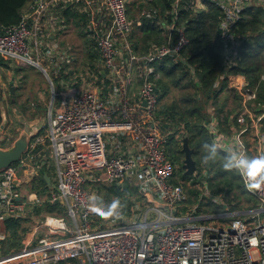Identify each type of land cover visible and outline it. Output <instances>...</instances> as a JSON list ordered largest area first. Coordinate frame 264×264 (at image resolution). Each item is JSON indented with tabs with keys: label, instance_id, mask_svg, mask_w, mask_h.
Segmentation results:
<instances>
[{
	"label": "built area",
	"instance_id": "2783aa9c",
	"mask_svg": "<svg viewBox=\"0 0 264 264\" xmlns=\"http://www.w3.org/2000/svg\"><path fill=\"white\" fill-rule=\"evenodd\" d=\"M152 1L31 0L17 24L0 30V57L38 69L52 89L46 129L35 128L18 160L0 169V264H264V184L249 189L238 172L258 206L231 212L221 198L224 212L205 214L199 205L188 207L186 191L170 182L175 167L166 146L171 135L180 139L184 132L161 128L154 63L180 62L188 39L174 16L183 0H175L166 25ZM207 1L222 14L225 60L214 85L219 88L237 66L242 40L235 26L241 14L264 7V0ZM72 13L76 16L69 20ZM153 20L163 42H149L136 53L137 29ZM71 32L76 39L81 34L99 54L98 73L86 67L85 73L70 74L81 66L67 42ZM133 73L140 81L135 94L130 92ZM224 91L237 106L226 129L208 106L203 125L211 143L227 155L230 149L248 157L264 154V104L257 102L258 88L229 83ZM193 175L202 180V195L212 197L209 171ZM100 185L136 190L137 197L125 196L131 200L129 212L120 208L119 215L105 217L100 208L102 201L107 211L105 200L96 201L94 209L92 197H98ZM46 203L57 204L61 212H32ZM7 219L30 221L17 251L3 252ZM213 219L227 221V227L206 223Z\"/></svg>",
	"mask_w": 264,
	"mask_h": 264
},
{
	"label": "trees",
	"instance_id": "16d2710c",
	"mask_svg": "<svg viewBox=\"0 0 264 264\" xmlns=\"http://www.w3.org/2000/svg\"><path fill=\"white\" fill-rule=\"evenodd\" d=\"M31 0H0V30L20 21L22 10ZM175 0H153L152 5L159 9V17L164 20L165 25L172 17V5ZM75 14H67L68 19L75 18ZM179 23L185 30L188 44L182 51V60L173 63L169 59L154 63L155 71L159 78L154 82L155 91L158 95L159 109L156 112L157 118L161 122L164 131L178 133L182 129L180 136L189 139V146L194 150L192 155L196 162V175L206 168L210 176L208 178V188L211 195L220 196L228 203L229 209L242 211L258 206L256 200L244 189L239 173L235 170L225 171L223 169L224 158L227 156L223 151L218 150L215 163L202 164V157L206 154L204 144L211 145L210 137L204 127V122L208 120V106L212 105L219 116L223 114L221 106V94L227 84H243L248 88H258V103L264 104V7L252 6L247 8L235 26V35L241 38V45L237 54V66L228 72V77L219 88L214 85L222 73L225 60L224 47L220 38L219 22L221 11L207 0H183L179 3L177 13ZM156 21H145L136 31L133 38L134 50L136 53L144 52L149 42L161 43V29L156 26ZM80 34V33H79ZM81 68L73 69L70 74L85 73L88 67L94 73H98L99 54L94 51L83 36H81ZM0 69L7 80V71L13 73L16 80L17 74L23 69L17 68L9 61L0 57ZM193 71V73H191ZM61 78L66 83L72 84L70 76L61 73ZM104 75L99 76V82L103 81ZM15 92L10 94L8 90L11 108H16L19 115H24L28 109L27 102L17 104V87ZM174 89V90H172ZM175 92L171 101H164L171 93ZM2 88L0 85V123L2 122ZM164 101V103H162ZM30 109V108H29ZM38 106L32 112L33 116ZM11 112V111H10ZM222 125H227L228 118L225 114ZM226 127V126H225ZM226 129V128H225ZM179 139V140H180ZM169 153V154H168ZM166 156L175 167V172L170 182L176 186L181 185L188 195V199H198L202 195V190L198 185L202 180L194 175H186L182 168L184 153L181 144L174 135L168 139ZM41 183L38 182L37 186ZM99 200H105L108 204L114 199L121 202V213H128L131 207L130 196L137 197L136 190L120 189L112 186H98ZM232 196V197H231ZM187 199V200H188ZM245 204V207H242ZM57 204H43L33 208L36 215L52 214L61 212ZM200 208V207H199ZM219 214V213H218ZM30 225L29 219L13 220L7 219L4 222L6 231L9 234L3 252L17 251L22 247L23 235Z\"/></svg>",
	"mask_w": 264,
	"mask_h": 264
},
{
	"label": "rangeland",
	"instance_id": "374dc122",
	"mask_svg": "<svg viewBox=\"0 0 264 264\" xmlns=\"http://www.w3.org/2000/svg\"><path fill=\"white\" fill-rule=\"evenodd\" d=\"M72 36V37H71ZM81 39V38H80ZM80 39H76L74 37L73 32L68 33L67 35V42H69V45H73L75 53L76 50L80 51L82 48V41ZM155 43V42H154ZM77 57V54H75ZM13 65V64H12ZM17 68L23 69L21 72L18 73L16 77V81H14V86L17 87V95H18V102L17 104H24L27 102L28 109L26 113L23 115V121L27 123L31 128H35L34 125L39 124L37 121L35 124H32L31 122L40 120L42 121L43 117L45 115V110L48 109V106L50 105L51 98H50V90L47 83L46 75L40 72L38 69L34 67H21L20 65H15ZM79 66V64H78ZM7 80L1 81L4 78L2 69H0V85L3 87V85L10 81L12 77L11 71H7ZM174 90V89H172ZM15 92V89H14ZM175 92L172 94L170 93L164 101H171ZM39 96L41 98H39ZM2 105L5 106L8 112L7 116V125L5 129V139H9V142H5V149L6 152H13L11 148L14 146V141L17 139L23 140L24 147L27 145L28 138L30 136V133L33 131V129L29 130L28 134L25 133V127L22 120H20L22 117L17 116L15 113L18 111L16 108L13 109L10 112V101H9V95H8V89L5 86L2 89ZM164 101L162 103H164ZM36 106L42 107L41 110H36L34 113V116L32 112L34 111V108ZM160 106H158L157 109H159ZM30 108V109H29ZM40 129H46V127H42ZM169 154V153H168ZM232 197V196H231ZM219 199L221 197L214 196L207 197L206 195H199L198 199L195 201L194 199H188L186 204L188 207H192L194 205H199L200 209L205 214H218L223 213L225 210V207L222 206L219 203ZM226 201V200H225ZM228 205V203H227ZM229 206V205H228ZM242 207H245V204H242ZM206 223L208 224H215L219 228H225L227 221L213 219V220H207Z\"/></svg>",
	"mask_w": 264,
	"mask_h": 264
},
{
	"label": "clouds",
	"instance_id": "9594fccd",
	"mask_svg": "<svg viewBox=\"0 0 264 264\" xmlns=\"http://www.w3.org/2000/svg\"><path fill=\"white\" fill-rule=\"evenodd\" d=\"M206 154L202 157V164L208 165L210 162L215 163L218 155L216 144H204ZM223 169L225 171H237L245 180L246 187L249 189H258L264 184V154L256 157H248L243 152L229 150V154L224 158ZM94 202V209L98 197H92ZM122 207L120 200L114 199L111 204L107 206V211H103V203L100 202L101 215L113 216L119 215V209Z\"/></svg>",
	"mask_w": 264,
	"mask_h": 264
},
{
	"label": "crops",
	"instance_id": "0c3cea01",
	"mask_svg": "<svg viewBox=\"0 0 264 264\" xmlns=\"http://www.w3.org/2000/svg\"><path fill=\"white\" fill-rule=\"evenodd\" d=\"M75 54H77V57H76V59H79V61H81L80 60V57H81V50L80 51H78V50H76V53ZM80 66V65H79ZM80 68H81V66H80ZM18 75V74H17ZM10 77H12L11 79H10V81H7L4 85H3V87H1L2 89L6 86L7 87V89L8 90H10V86L11 85H13V87L15 88L16 86H14V81H16L15 79H14V77H13V73L11 72V75H10ZM47 78V77H46ZM48 80V79H47ZM47 83H48V86H49V90H50V98H51V95H52V89H51V86H50V84H49V81H47ZM76 84V83H75ZM59 89H61L60 87H58ZM70 90V89H67V88H64V90ZM139 89H140V81H139V79H137L136 78V75H135V73H133V75H132V78H131V83H130V92L131 93H133V94H135L136 92H138L139 91ZM39 98H41L40 96H39ZM220 103H221V106L223 107V114H221V117H222V120L224 119L223 117H224V115L226 114L227 115V118H229V114H230V112L232 111V110H234L235 108H236V106H237V102L234 100V99H232L231 98V96H230V94L228 93V92H226V91H224V92H222V94H221V99H220ZM49 107H50V105L48 106V109H46L45 110V114H43V115H45L44 117H43V119H42V121H40V120H36V121H33V122H31L30 124H31V126H32V124H35L37 121L39 122V124H36V125H34V127L36 128V129H40V128H42V127H47V125H48V114H49ZM13 108V107H12ZM12 108H10V111H12ZM38 108H40L39 110H41L42 109V107H40V106H38ZM13 109H15V108H13ZM1 114H2V122L0 123V152L1 153H8V152H6L7 150L5 149V142H6V140L7 139H5L4 138V135H5V129H6V125H7V116H8V112H7V109L5 108V106H3L2 107V111H1ZM16 115H17V113H15ZM17 116H20V117H22L23 118V115H17ZM229 120V119H228ZM224 127H225V125H224ZM226 128V127H225ZM224 128V129H225ZM176 140H178L179 142H180V144H181V147H182V141H181V139L179 140V139H176ZM183 140V139H182ZM19 141H21V138L20 139H17L16 141H14V146L11 148V150H15L16 148H17V144H18V142ZM26 147V146H25ZM24 147V148H25ZM166 150H167V146H166ZM23 153V152H22ZM20 156H18V158H19ZM18 160V159H17ZM16 160V161H17ZM15 161V162H16ZM15 162H13V163H15Z\"/></svg>",
	"mask_w": 264,
	"mask_h": 264
},
{
	"label": "water",
	"instance_id": "95a60500",
	"mask_svg": "<svg viewBox=\"0 0 264 264\" xmlns=\"http://www.w3.org/2000/svg\"><path fill=\"white\" fill-rule=\"evenodd\" d=\"M14 93V87L13 85L10 86V94ZM17 115H19V111H16ZM20 120L23 121V118ZM24 123L25 127V133L28 134L29 130L33 129V131L30 133V136L34 133L35 128H31L27 123ZM24 151V145L23 140L19 141L17 144V148L13 152L8 153H1L0 152V169L5 168L9 166L10 164H13L18 159V156L22 154ZM182 151L184 153V160L182 164V168L185 170L186 175H193L196 172V162L193 160V153L194 150L190 148L189 146V139L187 137L183 138L182 140ZM46 182L49 181L48 178L44 179Z\"/></svg>",
	"mask_w": 264,
	"mask_h": 264
}]
</instances>
